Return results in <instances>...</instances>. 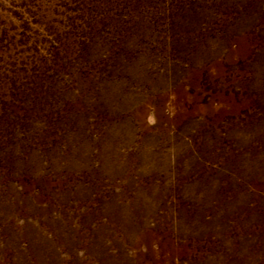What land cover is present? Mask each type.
Masks as SVG:
<instances>
[{"label": "rangeland", "instance_id": "1", "mask_svg": "<svg viewBox=\"0 0 264 264\" xmlns=\"http://www.w3.org/2000/svg\"><path fill=\"white\" fill-rule=\"evenodd\" d=\"M0 264H264V0H0Z\"/></svg>", "mask_w": 264, "mask_h": 264}]
</instances>
